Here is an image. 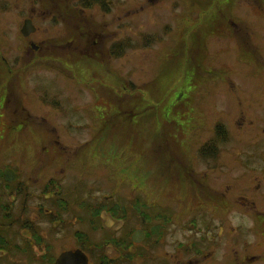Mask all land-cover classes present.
Returning a JSON list of instances; mask_svg holds the SVG:
<instances>
[{
	"label": "rangeland",
	"instance_id": "374dc122",
	"mask_svg": "<svg viewBox=\"0 0 264 264\" xmlns=\"http://www.w3.org/2000/svg\"><path fill=\"white\" fill-rule=\"evenodd\" d=\"M196 1L157 0L153 4L148 0H103V73H100L103 77L84 80L78 76L75 79L55 76L51 67L59 66L51 60L45 61L42 86L34 92L27 90V94L24 90L13 93L7 109L0 105V170L9 165L23 167L27 139L23 136L31 134L28 143L35 146L41 142V135L36 133L53 132L48 124H30L24 130L16 121L19 110L13 113L16 109L13 100H25L28 96V100L41 103L39 116L57 118L55 132L62 135V142L65 141L73 151L85 139L91 138L90 134L103 133L102 146L96 143L87 148L84 168L78 163L68 165L66 181L75 185L82 181L76 186L78 196H100V193H93L92 187L95 186L102 188L103 195H113L123 202L135 203L134 198L138 197L141 202L139 205L135 203L136 208L147 213L155 209L164 215L167 205L166 139L172 133L170 141L172 147L177 148L175 145L181 142L179 136L182 132L195 133L192 125L184 130L183 126L167 123L166 116H181V108L186 105L195 109L198 104L213 102L217 107L214 118H217V112H221L224 115L219 114V117L224 122L244 123L256 116L259 118L256 122L264 124L261 110L264 107V0H199L198 4ZM9 6L7 9V1L0 0V56L18 44L14 28H17L19 17L25 15L22 13L24 8H19L15 0H10ZM46 21L52 24L50 17ZM9 25L13 29L6 33L4 30ZM243 30L247 31L246 36ZM4 36L8 37L9 51ZM115 45L121 47L119 53L122 55L116 53ZM84 63L88 66L86 68L91 65L89 61ZM215 71L221 74L219 82L214 79ZM101 82L103 87H99ZM90 88L95 92L91 93ZM1 96L2 93L0 102ZM100 96L103 103H96ZM172 102L175 109L172 108L171 112ZM232 105L241 106V110L236 112L234 109L226 115L222 108ZM193 108L190 115L196 119L197 112ZM240 111L247 119H241ZM29 112L35 115L33 111ZM169 112L171 114H167ZM101 117L103 120L100 121ZM110 117L114 128L108 123ZM255 131L256 127L240 130L241 134H236L222 148L229 154L254 149L264 143V138L256 137ZM87 171L90 172L83 173ZM76 173L79 174L74 177ZM232 186L236 202H247L252 212L264 209V183L258 189L254 184L242 187L234 183ZM240 195L245 196L246 201L241 200ZM179 197L180 191L175 188L173 208L169 211L173 219L172 233L178 237L179 229H186L188 239L196 238L195 229L188 225L190 215L177 210ZM246 212L236 207L224 220L213 223L210 229L213 234L207 233L205 239L216 235L219 227L236 228L242 231L241 238H247L248 247L252 246L261 234L258 231L264 230V216L255 220L247 217ZM135 223L129 220L123 231H132L137 227ZM198 223L201 224L202 220ZM150 225L145 224L146 229ZM220 244L221 257L227 244ZM236 244V249L242 251L243 246ZM250 251L252 254L261 253V249L255 247ZM0 264L9 262L1 257Z\"/></svg>",
	"mask_w": 264,
	"mask_h": 264
},
{
	"label": "flooded vegetation",
	"instance_id": "af4514ba",
	"mask_svg": "<svg viewBox=\"0 0 264 264\" xmlns=\"http://www.w3.org/2000/svg\"><path fill=\"white\" fill-rule=\"evenodd\" d=\"M6 1L9 9L10 0ZM15 2L19 8H24L22 13L25 15L19 17L17 28H14L18 41L14 49L4 36L6 50H11L0 56V105L3 109L8 108L6 105L11 102L13 93L34 92L43 85L45 61L57 63L59 68L51 67V71L57 73L55 76L70 79L78 76L86 80L88 77L96 79L103 73V0ZM47 17L51 18V25L46 21ZM12 29L9 25L4 31L11 33ZM243 32L246 36L247 31ZM85 61L91 62L92 67L86 68ZM213 74L219 82L221 74L217 71ZM222 74L226 76L224 72ZM99 87H103L102 82ZM89 91L95 92L91 88ZM96 99V103H103L102 96ZM13 101L16 108L13 113L19 110L16 121L24 130L30 124H48L53 132L36 133L41 135V142L35 146L28 143L31 134L23 136L27 138L23 167L9 165L0 170V258L4 257L9 264H55L62 254L75 251L84 255L87 264H264V230L258 231L261 234L250 247L247 238H241L242 231L236 228L219 227L211 239L204 237L209 232L213 234L210 229L214 222L224 220L236 207L247 211L245 215L251 219L264 216V209L252 212L247 202H236L231 190L234 183L242 187L254 184L257 189L264 183V143L230 154L222 148L244 128L252 130L256 127V137L264 138V124L257 123L258 117L253 116L248 123L246 120L244 123L224 122L219 117L221 112L214 118L217 107L213 102L192 107L197 112L196 119L191 117L192 108L187 105L181 108V116H166L167 123L183 126L184 130L193 126L195 133L182 132L181 142L175 145L177 148L172 147V133L166 139L167 205L161 215L155 209L147 213L136 208L141 202L138 197L134 198L137 203L134 206L135 203L120 201L113 195L103 196L102 188L95 186L93 193H100V196H78L76 186L82 181L76 180V185L66 181L68 165L78 163L84 168L87 148L96 143L102 146L103 133L90 134L91 138L85 139L73 151L65 141L62 142V135L55 132L57 118L38 115L40 102L30 101L28 96L25 100ZM173 104L169 107L171 112L175 109ZM225 107L222 109L226 115L234 109L236 112L241 110V106ZM29 110L35 115L32 116ZM261 110L264 112V107ZM240 113L242 120L247 119ZM235 128L239 130L235 132ZM5 169L10 170L8 180L3 178ZM175 188L180 191L177 210L190 215L188 225L195 229L196 238L188 239L186 229H179L178 237L172 233L173 219L169 211L173 208ZM239 198L246 201L243 195ZM250 205L254 207V203ZM160 219L163 222L160 223ZM200 219L201 224L198 223ZM129 220L135 221L137 227L130 232L123 231ZM147 223L151 224L148 229ZM189 231L192 233V229ZM221 242L227 245L220 257ZM237 242L243 246L242 251L236 249ZM251 247L261 249V253L252 254Z\"/></svg>",
	"mask_w": 264,
	"mask_h": 264
},
{
	"label": "water",
	"instance_id": "95a60500",
	"mask_svg": "<svg viewBox=\"0 0 264 264\" xmlns=\"http://www.w3.org/2000/svg\"><path fill=\"white\" fill-rule=\"evenodd\" d=\"M150 3L156 2V0H148ZM27 26L24 24L23 28ZM7 174L9 171L4 172V178L7 180ZM140 234V233H139ZM55 264H87L84 255L80 251H75L74 253H64L62 254Z\"/></svg>",
	"mask_w": 264,
	"mask_h": 264
},
{
	"label": "trees",
	"instance_id": "16d2710c",
	"mask_svg": "<svg viewBox=\"0 0 264 264\" xmlns=\"http://www.w3.org/2000/svg\"><path fill=\"white\" fill-rule=\"evenodd\" d=\"M114 47H115V49H114V50L116 51V53H118V55H119V56H120V55H122V52H121V53H119V52H120V48H121V47H120V46H118V45H115Z\"/></svg>",
	"mask_w": 264,
	"mask_h": 264
}]
</instances>
